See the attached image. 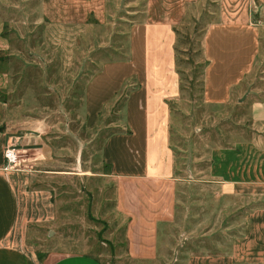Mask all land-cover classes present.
Segmentation results:
<instances>
[{
  "label": "rangeland",
  "instance_id": "rangeland-1",
  "mask_svg": "<svg viewBox=\"0 0 264 264\" xmlns=\"http://www.w3.org/2000/svg\"><path fill=\"white\" fill-rule=\"evenodd\" d=\"M259 11V0H0L8 46L0 52L8 79L0 92L8 105L5 128L43 133L50 147L45 167L55 171L44 184L54 216L28 223L23 246L47 262L83 253L98 264H186L188 255L233 254L264 264V186L229 185L225 193L210 173L215 149L252 138L254 131H239L247 128V110L204 93L208 54L227 47L233 53L245 37L252 51ZM148 25L171 30L167 56L144 58ZM262 56L254 63L264 66ZM156 58L169 66L176 91L164 98L163 121L173 181L116 183L100 146L140 126L137 117L129 121L127 105L129 114L142 109L129 94L145 82L155 91L157 79L144 66L153 69ZM97 74L101 85L114 75L120 84L89 119L84 87ZM17 149L21 162L29 153ZM129 159L139 163L140 153Z\"/></svg>",
  "mask_w": 264,
  "mask_h": 264
},
{
  "label": "crops",
  "instance_id": "crops-1",
  "mask_svg": "<svg viewBox=\"0 0 264 264\" xmlns=\"http://www.w3.org/2000/svg\"><path fill=\"white\" fill-rule=\"evenodd\" d=\"M259 1V19L254 23L256 33L253 39L256 42L255 47L251 48L253 50L245 49L248 44L245 42L246 37L244 47L239 44V48L233 53L227 46V50L225 48L220 50L225 46L222 44L216 55L212 57L208 54L210 58L205 67L204 93L208 95L206 100L231 104L235 100L246 108L248 114L247 128L239 131H254L250 139L244 138L232 146L212 150L210 173L213 182L224 185L222 192L225 193L229 192V185L253 183L264 186V66L254 63L259 54L262 58L264 54L262 31L264 0ZM234 22L237 20L234 19ZM159 27H162L160 33ZM1 28L0 22V31ZM170 31L168 32V28L163 25L158 27L148 25L142 28V49L145 59L152 55L158 57L168 55L173 41ZM7 47L6 39L0 34V52L6 51ZM153 63V69H149L145 64L144 70L148 76H151L150 72L153 71L154 79H157L155 91L153 92L151 86L145 82L137 91H131L130 97L128 96L131 98L136 94L138 103L142 105L141 110L131 109V114L127 105L129 121L133 120L132 117H137L140 126L132 127L131 131L114 133L100 146L104 160L111 163V174L116 177V183L123 178L166 184L173 181L167 129L163 121L168 103L164 98L173 97L176 91L169 88L172 86L168 83L167 77L169 66L162 65L157 58ZM100 76L101 74L95 75L84 87V102L89 119L96 116L99 106L109 99L120 84L119 78H115L114 75L101 85ZM7 84V75L0 70V92L7 89ZM7 122L8 105L0 99V264H98L96 259L83 253L66 254L47 262L46 259L40 260L39 255L23 246V235L28 223L27 226L34 224L32 222H48L54 216L50 190L44 184L55 171L45 167V164L50 162L47 159L50 158L47 137L40 131H7L5 128ZM7 142L29 153L21 162L19 161L21 165L19 163L14 169L9 170L3 168L2 157V150ZM136 151L140 153L139 163L129 159ZM162 214H166V210ZM185 263L245 264V261L233 254L218 256L205 254L188 255Z\"/></svg>",
  "mask_w": 264,
  "mask_h": 264
},
{
  "label": "built area",
  "instance_id": "built-area-1",
  "mask_svg": "<svg viewBox=\"0 0 264 264\" xmlns=\"http://www.w3.org/2000/svg\"><path fill=\"white\" fill-rule=\"evenodd\" d=\"M16 146L7 142L2 150L3 168L6 170L14 169L19 164V155Z\"/></svg>",
  "mask_w": 264,
  "mask_h": 264
}]
</instances>
